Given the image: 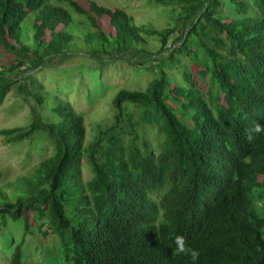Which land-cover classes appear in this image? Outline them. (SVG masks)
<instances>
[{
	"label": "trees",
	"instance_id": "16d2710c",
	"mask_svg": "<svg viewBox=\"0 0 264 264\" xmlns=\"http://www.w3.org/2000/svg\"><path fill=\"white\" fill-rule=\"evenodd\" d=\"M153 1L170 6L172 26L137 24L94 0H0V48L9 58L0 106L14 89L30 114L28 125L0 135L8 144L41 131L53 142L31 176L0 185V223L18 222L24 235L50 232L65 264H191L173 255L178 235L200 253L197 264H264V214L253 200H264V133L245 137L264 126V0ZM150 38L159 40L154 52ZM79 53L100 70L158 60L145 89L117 90L110 119L87 144L83 115L68 102L51 107L56 120L41 116L31 76ZM174 53L196 64L205 92L191 72L177 82L162 68ZM147 127L160 136L158 150ZM83 161L92 172L85 183ZM10 241V262L20 264L22 243Z\"/></svg>",
	"mask_w": 264,
	"mask_h": 264
},
{
	"label": "rangeland",
	"instance_id": "374dc122",
	"mask_svg": "<svg viewBox=\"0 0 264 264\" xmlns=\"http://www.w3.org/2000/svg\"><path fill=\"white\" fill-rule=\"evenodd\" d=\"M87 6L90 0H76ZM107 7L124 9L131 15L137 24H153L157 28H166L174 23L169 19L170 6L157 4L153 0H94ZM66 7V3H62ZM169 14V15H168ZM76 16V14H73ZM177 25V29H179ZM177 35V32L174 33ZM170 37L166 48L170 49ZM24 41L26 37L23 35ZM159 47V40H147V48L154 52ZM167 53V52H165ZM164 53V54H165ZM163 56V54L158 55ZM7 54L0 48V68L8 61ZM176 59H179L176 61ZM156 61H146L143 65L133 67L127 62L116 60L109 62L100 70L96 62L79 55L55 57L47 61L31 76L37 83L35 90L43 96L44 103L40 108L41 116L49 121L56 120L51 107L58 102H68L79 114L83 115L86 129L84 144L92 141L98 124L102 125L110 119L112 114L111 102L119 88L130 90H143L155 76L158 68ZM153 69H148L149 65ZM145 67V68H144ZM175 81L183 82L184 70L191 72L195 84L206 91V82L197 75V66L187 56L174 53V58L168 66L162 67ZM39 85V86H38ZM31 104L34 103L30 99ZM30 122L28 106L22 101L18 92L11 89L3 104L0 106V129L17 126H26ZM141 130V129H140ZM146 133L154 149L158 150L160 136L154 127H147ZM53 142L43 136L41 131L34 133L33 137L19 142L4 143L0 135V185L12 183L21 177L31 176L40 160L52 154ZM92 176L88 164L83 161L81 181L85 183ZM259 187V186H256ZM260 188H255L258 191ZM256 197V196H255ZM257 204L264 206V200L258 199ZM10 240L21 244L20 264H65L60 259V248L57 237L47 232L43 236L36 232L32 235L23 233L18 222L8 221L6 225L0 223V264H13L10 262L13 247Z\"/></svg>",
	"mask_w": 264,
	"mask_h": 264
},
{
	"label": "clouds",
	"instance_id": "9594fccd",
	"mask_svg": "<svg viewBox=\"0 0 264 264\" xmlns=\"http://www.w3.org/2000/svg\"><path fill=\"white\" fill-rule=\"evenodd\" d=\"M261 133H264V126H262L258 122L253 127L245 129V137L249 143H251L255 138L254 134H261ZM256 178L259 182H261L263 180V175H258ZM258 199L260 200V198H257L253 195L254 210L257 211L258 214L261 213L264 214V206L263 205H260V207L258 206L259 205L257 204ZM174 244H175V248L173 249L174 256L181 254L187 255L190 257L191 264H197L200 257V253L197 250L191 249L188 246V242L184 236L182 235L176 236L174 239Z\"/></svg>",
	"mask_w": 264,
	"mask_h": 264
}]
</instances>
